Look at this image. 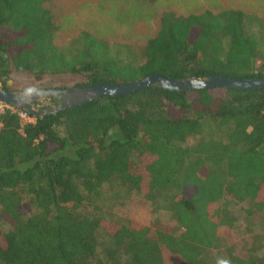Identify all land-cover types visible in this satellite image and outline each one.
<instances>
[{
	"label": "trees",
	"instance_id": "1",
	"mask_svg": "<svg viewBox=\"0 0 264 264\" xmlns=\"http://www.w3.org/2000/svg\"><path fill=\"white\" fill-rule=\"evenodd\" d=\"M51 1L0 0L3 90L13 72L54 90L152 74L264 79L263 20L241 11L162 13L138 56L123 49L125 62L86 32L56 46ZM64 76L74 82L51 80ZM12 109L0 112V264H210L221 246L230 264H264L254 251L232 254L229 208L247 202L264 218V89L148 87L25 124ZM103 189L166 211L171 231L105 221ZM254 240L264 246V234Z\"/></svg>",
	"mask_w": 264,
	"mask_h": 264
},
{
	"label": "rangeland",
	"instance_id": "2",
	"mask_svg": "<svg viewBox=\"0 0 264 264\" xmlns=\"http://www.w3.org/2000/svg\"><path fill=\"white\" fill-rule=\"evenodd\" d=\"M46 8L57 27L54 35L56 46L66 47L80 32H86L108 45L112 52L115 51L116 57L119 52V57L125 62H130V59L123 49L133 57L138 56L139 49L157 33L161 14L165 12L186 16L205 11L215 14L237 10L264 21V0H52ZM263 21L260 23L264 24ZM48 80L44 77L37 82L13 72L8 75L5 84L10 91L33 90L43 89ZM51 80L67 85L74 82L70 76L52 77ZM141 201V196L134 192L119 190L117 193L103 189L95 206L105 221L125 223L133 220L151 228L171 231L172 224L168 223L166 211L158 209L152 212L151 203L144 206ZM229 208L237 216L232 254L238 258L253 251L258 256L264 255L263 241L253 242L255 236L264 234V218L260 220L262 216L247 202ZM223 248L208 251L210 264H230Z\"/></svg>",
	"mask_w": 264,
	"mask_h": 264
},
{
	"label": "water",
	"instance_id": "3",
	"mask_svg": "<svg viewBox=\"0 0 264 264\" xmlns=\"http://www.w3.org/2000/svg\"><path fill=\"white\" fill-rule=\"evenodd\" d=\"M148 87H156L172 92H186L200 89L229 87L234 89H264V79L235 80L222 76H190L181 79L152 74L129 85L113 86L109 84H93L71 88L65 91L33 89L23 91H6L0 87V105L11 106L16 110L26 112L31 117L55 114L71 107L85 105L100 97H120L130 95ZM57 98L61 102L60 109L38 110L36 104L46 98Z\"/></svg>",
	"mask_w": 264,
	"mask_h": 264
},
{
	"label": "flooded vegetation",
	"instance_id": "4",
	"mask_svg": "<svg viewBox=\"0 0 264 264\" xmlns=\"http://www.w3.org/2000/svg\"><path fill=\"white\" fill-rule=\"evenodd\" d=\"M72 88H77V87H72ZM67 89H71V88L55 89V91H65ZM45 90H49V89H45ZM50 90H54V89H50ZM35 108H37L38 110L60 109L61 108V102L57 98L49 97V98L44 99L41 103L36 104ZM58 112H56V113H58Z\"/></svg>",
	"mask_w": 264,
	"mask_h": 264
},
{
	"label": "built area",
	"instance_id": "5",
	"mask_svg": "<svg viewBox=\"0 0 264 264\" xmlns=\"http://www.w3.org/2000/svg\"><path fill=\"white\" fill-rule=\"evenodd\" d=\"M6 108V109H10L13 111V107L11 108V106H3L0 105V112H2V110ZM17 116L19 117V120L21 122V124H25V123H33L34 118L31 117L29 114H27L26 112L23 111H19L17 112Z\"/></svg>",
	"mask_w": 264,
	"mask_h": 264
},
{
	"label": "clouds",
	"instance_id": "6",
	"mask_svg": "<svg viewBox=\"0 0 264 264\" xmlns=\"http://www.w3.org/2000/svg\"><path fill=\"white\" fill-rule=\"evenodd\" d=\"M223 264H227V262H223Z\"/></svg>",
	"mask_w": 264,
	"mask_h": 264
}]
</instances>
